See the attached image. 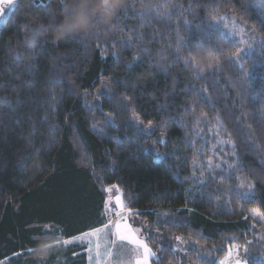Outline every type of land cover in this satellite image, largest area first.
Returning <instances> with one entry per match:
<instances>
[{
    "label": "trees",
    "instance_id": "16d2710c",
    "mask_svg": "<svg viewBox=\"0 0 264 264\" xmlns=\"http://www.w3.org/2000/svg\"><path fill=\"white\" fill-rule=\"evenodd\" d=\"M253 1L125 0L110 24L66 35L72 0L3 1L0 262L39 264L59 229L103 224L116 187L149 229L153 264H264L254 259L264 218L251 213H264V19ZM228 15L248 44L223 32Z\"/></svg>",
    "mask_w": 264,
    "mask_h": 264
},
{
    "label": "rangeland",
    "instance_id": "374dc122",
    "mask_svg": "<svg viewBox=\"0 0 264 264\" xmlns=\"http://www.w3.org/2000/svg\"><path fill=\"white\" fill-rule=\"evenodd\" d=\"M3 1L4 0H0V27L9 14V9L7 8L8 6L4 4ZM253 3L264 19V0H254ZM233 19L234 18L232 17V15L220 17L219 20L221 21V27L223 32L225 34H230L231 37L237 39L242 45L248 44L247 32L246 29H244L245 26L240 24L238 21H234ZM108 89V85L106 83L103 84V87L97 93L94 94V103H97V99L100 95L108 93ZM141 127L145 131L147 130L146 127ZM72 180L73 179L70 178L69 181L72 183ZM111 189V192H106V199L104 200V204L101 210L100 218L102 217V219L104 220L103 224H98L96 227L93 228L88 227L82 232L73 234L71 237H60L59 234L61 235V233H63V230L59 229V234H54L56 235V237L48 238V247H50L48 249L49 251L46 254H35L34 259L36 258L37 260H39V264H67V261L73 262L75 257L78 256L79 258L80 255L84 254L86 263L89 264H135L137 259L142 258L143 250L137 249L128 241H121L116 235V230L114 227L117 221H126V223L130 225L132 230L135 232V235L141 241L146 243L147 246L154 253V255L149 260V264H153V260H155L156 257V252L153 249L154 247L149 245V242L147 241L146 235L149 234V229L145 228L144 225H142L144 224L143 222L131 216L132 211L127 210L125 207L123 211H121L120 209H117L115 207V197L117 195H120L122 198V195L118 188L112 187ZM106 201H109L113 211H109L106 208ZM116 212H120V215H116ZM256 218L258 220L262 219V217L259 215H256ZM104 225H108V227L104 229ZM54 226V224L51 225L47 223V225H44L43 228H45V230L47 231H51V229L52 231H54ZM98 228H101L102 231L96 233L95 235L85 237L83 241L73 239L74 237H80L83 234L90 233L92 232V230ZM260 238L264 239V230L261 231ZM65 240H70L72 242L69 244H64ZM257 250L259 251V253H256V250L254 251L255 261H264V245L262 247H259ZM107 253H111V255H108ZM52 254L56 257H52ZM20 259V256L13 255L5 258L3 261L0 262V264H19L21 262L19 261Z\"/></svg>",
    "mask_w": 264,
    "mask_h": 264
},
{
    "label": "clouds",
    "instance_id": "9594fccd",
    "mask_svg": "<svg viewBox=\"0 0 264 264\" xmlns=\"http://www.w3.org/2000/svg\"><path fill=\"white\" fill-rule=\"evenodd\" d=\"M125 6V0H72L65 14L60 35L91 33L101 24H110L116 13Z\"/></svg>",
    "mask_w": 264,
    "mask_h": 264
},
{
    "label": "snow or ice",
    "instance_id": "6c2138e0",
    "mask_svg": "<svg viewBox=\"0 0 264 264\" xmlns=\"http://www.w3.org/2000/svg\"><path fill=\"white\" fill-rule=\"evenodd\" d=\"M106 2H107V0H106ZM124 7H126V5ZM106 191L111 192L112 189L109 188V189H106ZM105 204H106V208L109 211H113L112 206L109 203V201H106ZM115 207L117 209H120L121 211H123V209L125 207V205L123 203V200H122V198H121L120 195H117L115 197ZM251 212H252V215L253 216L259 215L262 218H264V213H260L256 209L251 210ZM115 214L119 216L120 215V212H116ZM107 227H108V225H104L103 226L104 229H106ZM114 227H115V230H116V235L119 237V239L121 241H128L130 244L134 245L137 249H142L143 250L142 258L137 259L136 262H135V264H149V260L154 255V253L151 251V249L147 246L146 243H144L143 241H141L135 235V232L132 230V228L130 227V225H128L126 223V221L125 222L117 221ZM100 231H102L101 228L94 229L90 233H85L82 236H80V237H74L73 239L74 240L78 239V240L83 241L85 239V237L90 236V235H95L96 233H98ZM71 242L72 241H70V240H65L64 241V244H69ZM107 254L108 255H111V253H107ZM236 264H240L239 260L236 261Z\"/></svg>",
    "mask_w": 264,
    "mask_h": 264
},
{
    "label": "crops",
    "instance_id": "0c3cea01",
    "mask_svg": "<svg viewBox=\"0 0 264 264\" xmlns=\"http://www.w3.org/2000/svg\"><path fill=\"white\" fill-rule=\"evenodd\" d=\"M86 264H89V263H86Z\"/></svg>",
    "mask_w": 264,
    "mask_h": 264
}]
</instances>
